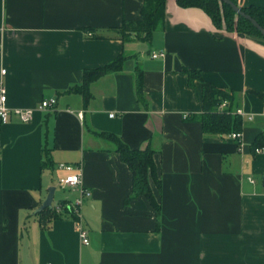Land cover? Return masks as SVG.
<instances>
[{"label":"crops","instance_id":"1","mask_svg":"<svg viewBox=\"0 0 264 264\" xmlns=\"http://www.w3.org/2000/svg\"><path fill=\"white\" fill-rule=\"evenodd\" d=\"M143 3L0 0L8 103L57 99L56 109L38 108L29 121L12 114L1 129L0 264H264V151L254 146L264 133V98L254 92L264 94V37L218 28L204 9L166 0L150 41L122 40L114 28L140 19ZM155 50L164 55L153 57ZM121 52L134 55L91 82L86 101L78 89L84 71ZM138 65L145 102L136 90ZM185 67L235 92L240 140L204 132L195 118L204 110L202 83L191 85ZM102 131L132 148L155 149L159 226L144 195L125 201L132 172ZM60 162L82 165L91 190L81 207L88 244L70 215L38 214L49 187L60 185ZM78 194L56 188L53 205Z\"/></svg>","mask_w":264,"mask_h":264},{"label":"trees","instance_id":"2","mask_svg":"<svg viewBox=\"0 0 264 264\" xmlns=\"http://www.w3.org/2000/svg\"><path fill=\"white\" fill-rule=\"evenodd\" d=\"M238 4L237 0H233ZM178 4L183 7L197 6L204 9L211 17L214 25L218 28H225L228 31H239L249 35L264 37L262 32L246 17L239 15L227 2L223 0H177ZM166 0H144L141 8V18L138 20L125 19L121 26L114 28L122 40H128L132 37L144 41H150L154 31L163 23L165 18ZM241 8L260 25L264 27V5H240ZM134 54L121 52L116 59L95 68H88L84 71V83L80 91L84 94L86 101L90 98L91 93L89 85L94 80L108 73L122 70L123 64ZM184 72L188 75L191 85H195L198 79L202 83V96L204 110L196 114L195 118L202 122L205 133L226 134L234 131H242L243 120L241 114L236 112L238 100L234 91L218 87L207 81L200 70L185 67ZM136 90L138 98L145 102L143 92V70L138 65L136 67ZM262 98L264 94L256 92ZM226 102L223 106L222 103ZM99 134L111 140L119 152L121 159L128 164L132 172V192L126 197L129 202L133 197L144 195L157 212V224L160 225L161 205L154 194L151 180L153 179L158 185L161 181L158 176L157 165L155 162V149L150 143L142 148H132L124 142L120 136L113 132L102 131ZM264 145V133L257 136L254 146ZM255 147V148H256ZM48 164V162H44ZM38 214L45 220L63 217L64 214L70 215L77 219V214L71 202L61 201L58 205L46 207Z\"/></svg>","mask_w":264,"mask_h":264},{"label":"built area","instance_id":"3","mask_svg":"<svg viewBox=\"0 0 264 264\" xmlns=\"http://www.w3.org/2000/svg\"><path fill=\"white\" fill-rule=\"evenodd\" d=\"M164 55L163 51H153V57H159ZM7 73V68L2 67L0 69V155L2 153V138H1V129L2 127L9 122L11 115L15 114L19 116L20 119L24 121H29L34 112L39 108L42 110L52 111L56 109L57 99L55 97L43 99L38 107H13L8 103V92L7 87L4 81V77ZM226 102H223L224 106ZM236 112L239 114H243V110L241 108H237ZM80 117H83V112H78ZM230 136L240 140L241 131H234L230 133ZM256 152L264 151V146H258L255 148ZM58 168L63 170L64 173L59 176L58 182L61 186L65 188L76 189L78 191V196L75 201L72 203L75 212L77 214V222H78V232L82 243H89V234L88 230L82 223V212L81 207L87 196L91 195V190L84 185L82 178V165L70 164L65 162H60L58 164ZM253 180V179H251Z\"/></svg>","mask_w":264,"mask_h":264},{"label":"water","instance_id":"4","mask_svg":"<svg viewBox=\"0 0 264 264\" xmlns=\"http://www.w3.org/2000/svg\"><path fill=\"white\" fill-rule=\"evenodd\" d=\"M223 1L231 5V7L235 10L237 14L242 15L246 17L247 19H249L264 35V27L260 25V23L255 18H253L250 14L246 13L239 4L235 3L233 0H223ZM55 190H56L55 186L49 187L47 197L42 203V205L38 208L37 211H40L46 207H51L53 205Z\"/></svg>","mask_w":264,"mask_h":264},{"label":"rangeland","instance_id":"5","mask_svg":"<svg viewBox=\"0 0 264 264\" xmlns=\"http://www.w3.org/2000/svg\"><path fill=\"white\" fill-rule=\"evenodd\" d=\"M55 186H56L57 190H63V191L71 192V188L64 189L63 187H61L57 183H55ZM56 198H57V196H56Z\"/></svg>","mask_w":264,"mask_h":264}]
</instances>
